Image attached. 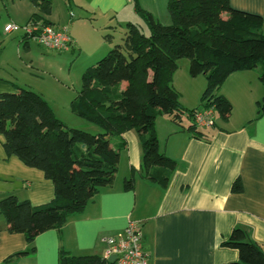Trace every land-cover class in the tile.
<instances>
[{
    "label": "crops",
    "instance_id": "1",
    "mask_svg": "<svg viewBox=\"0 0 264 264\" xmlns=\"http://www.w3.org/2000/svg\"><path fill=\"white\" fill-rule=\"evenodd\" d=\"M18 1L22 8L8 14L10 21L4 22L1 30L10 22L19 24L35 19L58 29L66 28L71 47L80 45V35L71 31L79 23L96 22L102 29L114 23L122 28L124 24H133L137 17L129 0H49L50 13L41 18L34 16L38 11L30 0ZM138 2L155 21L164 25L171 21L167 0ZM228 2L232 9L260 16L264 32V0ZM66 4L76 6L78 20H71L70 6ZM91 29L95 39L91 40L93 49L89 59L94 60L102 46L98 31ZM13 32L0 31V94L15 93L18 88L30 90L50 107L42 89H36L40 84L36 81L41 77L35 73L42 69L29 66L20 53L27 39L12 37L18 42L8 50L3 46L4 39ZM185 61L178 62L172 87L179 94L182 107L193 110L200 106L206 81L203 76L191 78L189 63ZM181 88L191 90L193 102L187 103ZM217 95L231 105L230 114L219 125L215 118L213 127L196 128L198 132L192 133L187 130L193 125L187 114L191 123L186 125L182 116L179 125L164 115L155 120L159 151L176 164L166 189L144 176L136 134L128 131L116 136L111 147L119 149V161L112 184L100 190L83 211L70 216L59 230H48L28 244L23 235L7 231L5 219L0 215V264L9 258L13 264H58L60 251L104 258V238L122 233L129 222L141 224L147 264L236 262L237 252L221 246L236 227L246 230L249 241L264 253V114L257 115V102L264 97V87L257 72H237L225 80ZM127 180L131 181L130 189L124 187ZM236 181L240 191L233 193L231 188ZM8 196L39 206L52 200L53 185L40 171L24 166L14 156H6L0 136V200ZM29 247L33 252L15 257Z\"/></svg>",
    "mask_w": 264,
    "mask_h": 264
},
{
    "label": "trees",
    "instance_id": "2",
    "mask_svg": "<svg viewBox=\"0 0 264 264\" xmlns=\"http://www.w3.org/2000/svg\"><path fill=\"white\" fill-rule=\"evenodd\" d=\"M30 1L38 11L36 18L50 13L49 0ZM135 6L149 35L127 23L122 45L114 46L84 71L81 89L70 105L75 116L99 127L101 133L92 135L66 127L41 96L30 90L18 88L15 93L0 94V136L6 156L40 171L53 185L52 200L39 206L14 196L0 200L7 231L23 235L28 244L48 230H59L112 184L119 161V149L111 147L114 136L134 132L144 176L167 188L176 164L159 151L155 120L164 115L179 125L183 114L191 119L198 110H185L172 87L180 60H188L191 78H205L200 109L213 107L221 118H227L231 105L217 92L231 74L259 65L258 79L264 87L260 16L232 9L228 0H167L171 24L162 25L138 8L137 1ZM263 114L264 97L257 102V115ZM187 130L198 132L195 125ZM124 187L130 189L131 181ZM231 191H240L238 181ZM221 246L237 252L238 260L228 264H264V253L249 241L243 228H234ZM31 252L29 247L15 257ZM5 264H13V259ZM58 264L112 263L94 255L73 256L60 251Z\"/></svg>",
    "mask_w": 264,
    "mask_h": 264
},
{
    "label": "rangeland",
    "instance_id": "3",
    "mask_svg": "<svg viewBox=\"0 0 264 264\" xmlns=\"http://www.w3.org/2000/svg\"><path fill=\"white\" fill-rule=\"evenodd\" d=\"M136 1L138 8L141 9L138 0ZM136 1L130 0L131 3L130 8H132L134 11L136 8L135 6ZM19 2L20 1L18 0H0V31H2L1 30L2 24L6 21H10L8 18V14H11L13 13V11H18L20 8H22V4ZM69 6H70V11L72 13L71 20H78L79 18H78V14L76 13V6L74 4H69V5L66 4V7L69 8ZM135 13L137 14V17L135 18V22L133 23V25H135V27L140 31V33H142L145 36H148L149 30L145 20L136 11ZM126 17H128V15ZM28 23H33L36 26L39 24H43L35 19H31L30 21L19 24L15 22L14 24L17 25L18 27H24ZM9 24H11V22ZM170 24L171 21L169 22L168 25ZM108 26L109 28L102 29L101 26L96 22L94 23L90 22V24L79 23V25H75V27L71 31L74 33L76 31L80 35V39H79L80 45L76 46V44H74L73 47H70L69 51L66 52H58V51L45 49L40 45H38L33 39L30 38H27V43L24 41V45L20 47L21 50L20 53L23 55V59L27 62V64L29 66L39 67L42 69V71L35 73L36 75H40L41 77L40 80L36 81L40 83L38 87H36V89L38 90L42 89V91L41 90L40 91L44 99L49 103L51 109L56 115L55 117L68 128L82 130L92 135H96V133H101L102 132L101 129L75 116L71 112L70 105L74 97L81 89V77L84 71L88 67H91L92 65H95L98 61H100L114 46L122 45L126 31L125 24L122 28L119 26H115L114 23L109 24ZM92 27L96 28V30L98 31V42L102 46V50L98 53L100 54L102 51H104L102 55L100 54L101 56H98L99 54L94 55L93 56L94 60L91 58L89 59V55L92 54L91 51L93 49L92 47L93 42L91 40L95 39V37L92 35V31H91ZM67 28L70 29L69 26H67ZM108 35L109 38L106 39L105 36ZM16 36L18 37L23 36V31L19 29L18 32H13L9 36H7L4 39V44H3L4 47L6 46L5 49L10 48L13 44L18 42L12 39V37H16ZM23 40L26 39L22 38V41ZM26 44H29L28 48L27 47L24 48ZM182 60H186L188 62L187 59H182ZM258 69H259V65L258 67L254 68L252 71L257 72ZM182 91L185 93L187 97L186 99L187 103L193 102V98L191 97V90L187 92L186 89L185 90L182 89ZM194 102H195V97H194ZM199 103L198 105L200 106H198L197 108H200L203 105L201 104V101ZM216 118H217L216 119L217 124L219 125L222 122V118L217 113H216ZM182 122L184 125L191 123V121H188V118L186 117L185 114L182 115ZM87 126L90 129H86Z\"/></svg>",
    "mask_w": 264,
    "mask_h": 264
},
{
    "label": "built area",
    "instance_id": "4",
    "mask_svg": "<svg viewBox=\"0 0 264 264\" xmlns=\"http://www.w3.org/2000/svg\"><path fill=\"white\" fill-rule=\"evenodd\" d=\"M130 1V0H129ZM21 29L25 38L33 39L41 47L58 51H69L72 41L66 28H55L51 25H35L28 23L24 27L14 24L3 26L4 33H10ZM216 111L213 107L201 108L192 115V122L196 128H210L215 124ZM141 224L129 222L122 233L104 238L106 250L104 259L108 261L115 256L116 264H147L148 254L143 249L141 237Z\"/></svg>",
    "mask_w": 264,
    "mask_h": 264
},
{
    "label": "water",
    "instance_id": "5",
    "mask_svg": "<svg viewBox=\"0 0 264 264\" xmlns=\"http://www.w3.org/2000/svg\"><path fill=\"white\" fill-rule=\"evenodd\" d=\"M115 261V256H111L109 259H108V262L109 263H113Z\"/></svg>",
    "mask_w": 264,
    "mask_h": 264
}]
</instances>
